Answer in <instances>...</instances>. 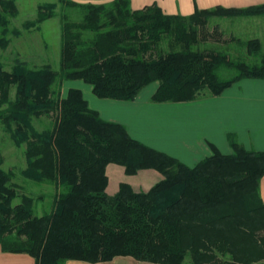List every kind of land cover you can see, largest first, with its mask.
<instances>
[{
  "label": "trees",
  "instance_id": "trees-1",
  "mask_svg": "<svg viewBox=\"0 0 264 264\" xmlns=\"http://www.w3.org/2000/svg\"><path fill=\"white\" fill-rule=\"evenodd\" d=\"M57 8L71 11H60L57 69L17 59L6 70L0 58V129L22 151L20 165L7 171L0 152L2 251L27 254L35 264L117 257L151 264L263 262L264 152L246 150L230 137L231 154L213 149L189 167L103 120L80 89L63 93L62 85L81 81L98 99L131 102L157 84L151 102L162 104L218 97L241 80H264V42L225 35L219 23L264 17V3L181 16L155 4L132 10L130 0H58L39 6L23 28H38ZM17 13L14 0H0L2 51L9 34H19L9 28ZM222 69L234 75L223 79ZM109 164L127 176L155 170L162 179L147 192L122 183L108 195ZM44 189H52L49 210L37 215Z\"/></svg>",
  "mask_w": 264,
  "mask_h": 264
},
{
  "label": "crops",
  "instance_id": "crops-1",
  "mask_svg": "<svg viewBox=\"0 0 264 264\" xmlns=\"http://www.w3.org/2000/svg\"><path fill=\"white\" fill-rule=\"evenodd\" d=\"M72 1L104 3L111 0ZM263 3L264 0H130L132 10L155 4L167 15L181 16H190L196 10L215 7L243 9ZM225 23L227 21L224 20ZM262 23L252 33L245 29L231 32L236 36L258 37L264 42ZM80 87L84 89L79 88L88 107L97 111L100 118L123 125L131 138L187 166L193 167L211 156L213 149L223 155L231 154L230 137L246 150L264 152V80H241L218 97L207 96L192 102L162 104L151 102L157 84L147 97L141 98L139 95L142 89L131 102L98 99L92 94L91 87ZM106 176L108 195H114L122 183L131 186L135 192H147L162 179L155 170H142L136 175L127 176L123 167L114 164L106 167ZM259 196L264 203V176L259 182ZM0 264H35V260L24 253L4 252L0 246ZM65 264L90 263L68 261ZM97 264L151 263L117 257L110 262ZM259 264H264V261Z\"/></svg>",
  "mask_w": 264,
  "mask_h": 264
},
{
  "label": "rangeland",
  "instance_id": "rangeland-1",
  "mask_svg": "<svg viewBox=\"0 0 264 264\" xmlns=\"http://www.w3.org/2000/svg\"><path fill=\"white\" fill-rule=\"evenodd\" d=\"M14 1L16 3L18 13L15 18L11 19L9 28L11 30L12 29L19 30V34L17 36L16 35L14 36V34L10 33L9 34L10 44L4 51L0 50V58L5 66V69L9 70L14 64L15 60L17 59L21 61H26L31 66L50 64L52 68L57 69L59 66L60 33H61L59 17L62 11L69 13L71 11L62 8L61 9L57 8L56 9L57 15L54 18L45 21L43 24L38 26V28L33 26L25 29L23 28V24L28 21L35 20L37 8L39 6L47 3H56L58 0H14ZM215 21L218 20L215 19ZM223 21L224 20H219V23ZM232 21L229 22V20H227V23L221 24L220 27L222 30L224 31L228 30L225 33V35H227L231 31H240L244 29L246 32L252 33V31H255L256 28L263 25L262 22H264V17H251L240 21H238V19H233ZM231 24H233V26L230 27ZM209 29L211 30L212 26H210ZM217 38L220 37H216V36L213 37V39H217ZM219 74L221 78L225 79L233 76L234 71L222 69L219 72ZM154 85L155 84H151L148 87L144 88L139 94L141 98L147 97ZM80 86H87L90 88V86L84 84L81 81H66L62 85V92L65 93L69 88H77V89L81 88L82 90H84L83 87ZM84 94L86 96V91H84ZM47 123H48L47 120H45L43 122V125H47ZM36 127L38 129H42L41 125H36ZM0 148H1L0 152L4 157V164L2 168L5 171L9 170L10 167H16L20 165V163L22 162L21 149L18 150L17 148H15L11 143V141L7 139L6 135L2 133L1 129H0ZM20 180L21 182L23 181L25 182V180L22 178H20ZM35 188L38 191L42 189L41 186L40 187L35 186ZM36 189L33 188L32 191L35 192V195H38L39 192ZM42 191L43 192L41 193L45 195V198L37 206V211H36L37 215H41L44 214L45 212H48L49 204L51 201L49 197V194L51 192L47 189L46 190L44 189ZM184 264H190L189 258L185 259Z\"/></svg>",
  "mask_w": 264,
  "mask_h": 264
}]
</instances>
